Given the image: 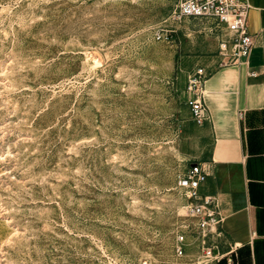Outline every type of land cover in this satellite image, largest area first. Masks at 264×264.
Returning a JSON list of instances; mask_svg holds the SVG:
<instances>
[{"label": "rangeland", "instance_id": "1", "mask_svg": "<svg viewBox=\"0 0 264 264\" xmlns=\"http://www.w3.org/2000/svg\"><path fill=\"white\" fill-rule=\"evenodd\" d=\"M180 1L0 0V264H206L177 177L221 31Z\"/></svg>", "mask_w": 264, "mask_h": 264}, {"label": "crops", "instance_id": "2", "mask_svg": "<svg viewBox=\"0 0 264 264\" xmlns=\"http://www.w3.org/2000/svg\"><path fill=\"white\" fill-rule=\"evenodd\" d=\"M247 1L255 47L241 64L221 66L222 55L206 61L200 90L208 116L196 124L193 160L210 172L202 192L220 201L222 250L236 243L239 264H264V0Z\"/></svg>", "mask_w": 264, "mask_h": 264}, {"label": "built area", "instance_id": "3", "mask_svg": "<svg viewBox=\"0 0 264 264\" xmlns=\"http://www.w3.org/2000/svg\"><path fill=\"white\" fill-rule=\"evenodd\" d=\"M250 10L247 0H181L176 17L182 21L204 19L220 30L219 51L225 57L221 66L227 67L246 62L255 47V36L248 25ZM251 75L256 72L252 71ZM207 76L206 69L199 67L190 80L189 88L195 91L188 104L198 125H202L208 116L200 90ZM209 176L210 172L202 163L192 161L188 170L177 177V187L187 199L183 209L189 222L177 234L176 256L184 257L188 249L196 248L199 258L206 264H237L239 245L231 243L227 250H222L224 217L220 201L216 195L203 193L201 189Z\"/></svg>", "mask_w": 264, "mask_h": 264}, {"label": "bare ground", "instance_id": "4", "mask_svg": "<svg viewBox=\"0 0 264 264\" xmlns=\"http://www.w3.org/2000/svg\"><path fill=\"white\" fill-rule=\"evenodd\" d=\"M102 66V59H95L94 63H93V67L92 69H98L99 67ZM194 96V95H193ZM189 105V104H188ZM190 107V106H189Z\"/></svg>", "mask_w": 264, "mask_h": 264}]
</instances>
